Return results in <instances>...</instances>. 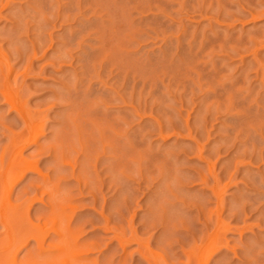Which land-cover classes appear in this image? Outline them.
Masks as SVG:
<instances>
[{"label": "rangeland", "instance_id": "obj_1", "mask_svg": "<svg viewBox=\"0 0 264 264\" xmlns=\"http://www.w3.org/2000/svg\"><path fill=\"white\" fill-rule=\"evenodd\" d=\"M4 83L45 127L22 148L40 171L11 203L56 184L88 259L148 264L141 238L163 264H194L219 217L207 264H264V0H0V167L25 127ZM43 198L32 222L53 208ZM133 229L122 246L115 231Z\"/></svg>", "mask_w": 264, "mask_h": 264}, {"label": "bare ground", "instance_id": "obj_2", "mask_svg": "<svg viewBox=\"0 0 264 264\" xmlns=\"http://www.w3.org/2000/svg\"><path fill=\"white\" fill-rule=\"evenodd\" d=\"M17 91L18 90L12 89V87H10L7 83H4L2 86L3 95L5 96L11 107L15 108L19 113H21L25 122V127L23 129L24 131L21 130V133L23 134L20 133V135L19 133H16L19 134L16 135L15 133H12V135H9L12 136L10 138L11 144L14 149V154L11 156L9 162L7 163V167H5L3 164L0 167V220L3 222L4 226L6 227L5 229H7L8 231L6 242L0 247V264H5L6 262H9V264H99L95 258H87L86 254L88 250L90 249V247H92V245L95 244H91L92 242L89 243L81 240L80 236L82 234L79 231L80 227L82 226L81 224L85 223H78L80 226L77 223H75V225H72L73 215L72 213L70 214L66 211L67 206L65 208V206L61 203L62 200L60 201L59 199H56V195L58 194L55 192L57 188L56 184L48 185V183H50L49 179L47 184H40V189L35 190V193L33 195L26 196L23 199L18 198L19 200L16 203H11L10 196L14 184L22 178L25 172L27 173V170L40 171V169H38L39 167L36 163V160L26 159L22 154V150L24 149L23 147H26L24 146L26 145V143L36 141L38 135L41 134V131H44L45 128L43 124L44 121L42 122L43 118L37 119L36 116L33 115V113H30V109H28V107H25L27 105L25 103L26 101L24 102L22 99H20V95H18L19 92L17 93ZM24 103L26 105H24ZM37 117H40V115ZM13 134L15 135L13 136ZM50 145H48V147ZM45 150L46 149L44 148L43 152H49ZM60 155V158L62 160L65 159V161L69 159V162H74V159H76L74 158L71 160L70 157L67 159L66 156L68 154L64 155L63 153ZM62 160L60 161L61 163ZM72 162L70 164H72ZM75 164L77 165V162ZM61 168L63 169V167ZM70 172H73L72 169ZM46 177L47 175L43 174L42 178L46 179ZM45 193L49 194V196L52 198L51 201L53 202V208L51 212H48L43 217V220L40 219L37 222H32L28 218L29 208L33 205L32 203L35 202L33 200H43V194ZM22 194H24V192ZM66 200L67 198H63L64 202ZM68 207L73 206L69 205ZM76 207L75 209H77ZM227 226H224L222 220L217 217L215 230L211 233H208L207 236H204L205 238L202 237L199 243H195V245L190 248L188 260L192 261L194 264H207L212 254L216 252V250H218V247L220 245L223 244V239L222 241H220V236H222L220 234L222 232L221 230H224V227L227 228ZM81 228L83 229L84 226ZM82 229L81 232L84 231ZM135 232L136 231H134L133 229V232L130 235H126V233L123 231H115V235L119 239L120 244L124 246L126 242L131 241L132 239L136 240L137 238L138 240V233ZM224 232L222 234H224ZM47 237L51 238V242L55 243L54 245L56 246V248H54V250H51L50 252H48V250L44 247V243ZM30 238H34V240L36 241V247L30 249L27 252L26 256L21 261H18L16 252L21 246L26 244ZM136 242H138V247L144 246L146 248L144 249L143 254L148 264H163V262H161L162 259H160V257L152 251L151 247H149V240H141L140 238V240ZM220 242H222V244H220ZM165 245L167 246V244ZM142 248L140 247V249ZM9 253L12 255L10 257V261L7 258L9 256Z\"/></svg>", "mask_w": 264, "mask_h": 264}]
</instances>
